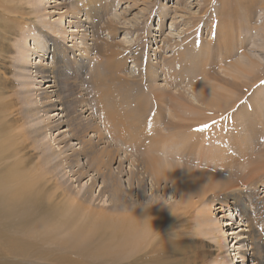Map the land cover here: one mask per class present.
I'll return each instance as SVG.
<instances>
[{
	"label": "rangeland",
	"instance_id": "374dc122",
	"mask_svg": "<svg viewBox=\"0 0 264 264\" xmlns=\"http://www.w3.org/2000/svg\"><path fill=\"white\" fill-rule=\"evenodd\" d=\"M234 1L100 0L91 4L90 9L102 15L98 26L104 30L103 39L114 50H119L120 46L130 50H126L127 57L130 58L127 70L118 76L124 81L128 79L126 82L134 90H131L133 105L126 109H122L120 105L119 113L122 116H125L126 111H130V114L138 113L134 115V123L142 122L149 127L150 132L141 137L139 131L140 138L136 135L138 142L147 147H144L145 153L137 155L144 161L143 167L146 165L149 172L152 170L154 180L153 177L146 179L143 186L135 184L136 188L133 187L131 191L130 176L137 170L132 169L130 153H133V149L130 144L119 139V142L102 141L95 147L99 154L111 151L116 159L112 169L117 172L120 168L123 171L124 175L120 176V181L124 182L123 193L114 200L110 193L103 190L101 180L92 186L96 174L91 170L79 180L73 176V169L69 166L71 160L75 158L80 167L88 170L90 166L87 165V159L79 157L80 145L78 146L77 141L69 143L72 150L65 149L68 160L64 161V156L58 155L61 147L57 146L56 140L65 128V125L62 128L60 126L65 119L59 115L61 111L45 115L39 108L38 95L49 89L35 71L39 66L51 65V57L47 54L50 49L49 41L39 30L53 24L62 28L73 27L77 38L74 35L64 44L72 50L71 57H75L80 54L77 48L83 47L78 40L83 33H77V26L79 21L83 25L85 18L82 14H76L78 9L73 7V0H22L19 5L23 9L30 8L33 4L45 13L41 12L34 23L20 19L21 25H11L16 33L3 44L4 60L3 67L0 68V81H4V86H0L3 88L0 89V98L2 92H6L2 101L12 102L22 131L26 133L29 145L33 144L31 154L29 153L31 160L28 161L30 167L32 162L36 164L35 168L32 167V175L41 177L43 172L49 173L50 167L58 165L50 175L57 187L52 191L44 190L57 204L51 201L40 205L44 216L36 219L39 223L37 228L28 227L18 231L14 227L13 218L0 216V264H256L249 253L244 256L242 251L246 248L240 244L245 219L240 217V212L229 202L224 205L222 201L227 193H255L259 198H264L262 173L251 172L253 167L248 165L249 162L244 164L249 156L255 157V147L261 144V149H264L263 141H260L264 140V0H257V4L251 9L245 7L244 3L237 5ZM113 29H116L115 35ZM91 32L92 30L88 34L91 35ZM227 33L230 35L228 39ZM73 45L77 47L73 48ZM188 52V63L194 64L196 69L187 70L184 75L178 62L179 59L184 61ZM138 53L142 55V62L152 66L149 74L143 71L142 79H136L139 70L132 59ZM249 58L258 65V71L237 75L221 65L222 60L226 59L228 64L235 66L240 62L238 66L244 65L247 68L251 65L247 62ZM83 59L88 66L95 65L98 60L96 55ZM20 64H24L27 70H19L17 66ZM176 75L188 78L184 82L181 80L179 84L177 82L180 79L176 81ZM73 84L76 85L75 88L82 85L78 81ZM151 84L162 93L154 95L148 92L147 87ZM28 90L33 91L32 96L30 94L32 102L29 104L24 101V92ZM88 93L90 97L83 95L80 98L85 102L82 106L91 103L93 95L90 91ZM68 95L74 94L68 90ZM86 98L88 101H85ZM144 99H148L149 103ZM139 100H142V106L138 103ZM190 100L195 104V114H190L186 106ZM204 100L213 105L211 112H206L208 107L203 106L207 104ZM81 115L83 118L86 115L87 118L89 112L83 114L82 110ZM191 119H204V122L207 119H220L226 126L243 123V133L228 134L229 139L224 143L226 151L231 148L234 156L230 158V154L227 158L224 157L215 169L214 165H204V162H201L203 167L198 166V154L195 153L166 154L161 146L170 135L172 137L173 131L169 129ZM132 120L129 123L132 124ZM98 121L102 132L109 137L104 120ZM54 122L51 131L48 128L42 129ZM246 123H256V130L246 132ZM127 125L125 121V128ZM229 130L227 127L224 132ZM91 136L96 135L90 132L89 137ZM226 137L225 135L224 138ZM150 143L151 150L148 149ZM240 148L243 151L247 148L246 154H239ZM42 149L44 153L41 152ZM52 151L56 154L52 155L51 163L47 165L42 156L51 155ZM74 151L77 153L76 157L71 156ZM8 155L7 152L1 153L0 175L15 166L12 164L14 159L7 158ZM234 158H237L236 165H230L236 168L232 171L224 169L222 173L220 170L224 168V164ZM154 161L161 163L158 165ZM243 165H248L249 168H240ZM22 168L23 164H17L15 172H22ZM77 169L76 167L74 170ZM157 173H160L159 177ZM188 173L194 175L196 183L197 180L200 182L198 187L205 189L204 199L191 193L189 185L186 187ZM198 173L207 175L202 180L198 178ZM216 182H220L218 187L210 189ZM252 183H256L253 189L249 187ZM52 196L55 197L52 199ZM75 208H80L81 213L74 215L72 210ZM158 223H161L160 227H167L165 229L168 231L154 241L155 251L149 256L146 253L135 256L134 260L139 258L137 261L130 259V246L121 244L123 239L128 235L130 238V232H145V228L156 227ZM76 235L91 244L89 252L81 250L72 242ZM129 238H126L127 244H130ZM104 246L120 251L118 257L121 260L110 251L100 254L96 250L105 249Z\"/></svg>",
	"mask_w": 264,
	"mask_h": 264
},
{
	"label": "bare ground",
	"instance_id": "6f19581e",
	"mask_svg": "<svg viewBox=\"0 0 264 264\" xmlns=\"http://www.w3.org/2000/svg\"><path fill=\"white\" fill-rule=\"evenodd\" d=\"M97 1L100 0H73V7H75L76 10L78 9V13L76 14H82V16L85 18V23L82 25V22L79 21L77 26V28L79 29H77V33H83H81V38L78 39L83 45L82 48H77V51H79L80 53L79 55L71 57L72 50L69 46H65L64 44L67 39L73 38V36L75 35L76 31L72 30L73 27L66 28L63 26L62 28L60 25L55 26L53 24L54 26L49 25L45 27L46 29L41 28V30H39L43 37H45L46 40L49 41L50 49L49 51H47V54L51 57V65H47V67H37V70L35 72L38 73L39 78H41L47 84V89H49V91L42 92L40 94L38 91H36V94H39L38 97H40L39 108H41V113L48 115V113L50 114L52 112L61 111L59 115L61 114V117L65 119V121L62 122L63 124L60 125L61 128L65 125V128L63 129V132L60 133L59 139L56 140L58 141L57 146L61 147L60 153L58 155H60V157L64 156V161L68 160V157L65 154L67 153V151L72 150L69 143L71 141H77L78 146L80 145V151L78 152L79 157L84 156L87 159V165L90 166V169L88 170L80 167V163L78 162V160H75V158L71 160L69 166L71 169H73L71 171L73 176L77 177V179L79 180L80 178L85 177L91 170L96 174V178H94L92 181V186L96 185L98 180H101L102 185L104 186L103 190L110 193L111 198L117 200L122 196L123 193L122 190L124 188V182L120 181V176L124 175L123 171L120 168L117 169V172L112 169L113 162L116 159H114L111 151H109L108 153L99 154L95 147H97V144L99 142L108 140L116 142L119 139L120 141L122 140L125 144H130L129 146H131V148L133 149V153H130V156H132V169L138 171H136L135 173L132 172L133 174L131 173L129 184L131 191L133 187H135V184H137V186H143L146 182V179L153 177V174L151 173L152 170L151 172H149L148 166L146 167L145 165L143 167L144 161L140 158L139 155H137V153L140 154V152L145 153L144 147L146 146L143 143L138 142V137L140 138V134L141 137L143 135L146 136V134L149 132V127L144 126L142 122L134 123V115H137L138 113L130 114V111L127 113L126 110L125 116H122L119 113L118 109L120 105H122V109H126L127 107H130V105H133V98L131 94L132 89L129 83L126 82V80L128 79H125L124 81L123 78L118 76L120 74H123L124 70H127V61H129L130 59L127 57V51L130 50H128L125 46H120L119 50H114L109 45V43L106 42V39H103L102 36L104 30L100 26H98V24H100V22L102 21V15L99 12L96 13V10L93 11L90 9L92 7L91 4H95ZM21 2L22 0H0V68L3 67L4 60L3 44L5 41L10 40V37L14 35V33H16V31L14 32V28L11 27V25L14 23H16L17 25H21L19 21L20 19L33 21L34 23V19L37 18L38 15L41 14V12H44V10L36 8L33 4L32 7H25V9H23L19 5ZM257 2V0H240L237 2L236 0L234 1V3L237 5L238 3L239 5H243L244 3L246 5L245 7L250 9L253 8L254 4H257ZM69 23L73 24L74 22ZM91 30L92 34L89 35L88 33ZM112 31L115 35L116 29H113ZM227 35L228 36L226 38L228 39L230 35L229 33H227ZM74 37H76V35ZM242 40L246 42L245 39ZM90 42L92 43L90 44ZM76 47L77 46L73 45V48ZM188 54L189 52L186 54L187 58L184 59V61L179 59L178 62L180 65L179 69L180 71L182 70L184 75L187 70L196 69V66H193L194 64L188 63V57H190L188 56ZM90 55H96L98 59L93 66H88L86 61H84L83 59L84 57ZM78 57L80 58L78 59ZM132 59L133 62L138 66L139 70L136 79L140 77V79L143 78L144 70L145 74L150 73L152 66H150V64L142 62L143 58L140 53L136 54L134 57H132ZM176 59L177 57H175V60ZM228 62L226 61V59L222 60L221 65H223V67L229 72L237 75H242L241 73H254L259 69L258 65H255L251 58L247 59V62L251 64L247 68L243 67L244 65L238 66L240 62L235 66L231 65L230 63L228 64ZM226 64L229 65V67H226ZM17 67L22 71L27 70L24 64H20ZM106 73H108V76L106 75ZM176 76V81L180 79L179 82H177L179 84L181 83V80H183L184 82L188 78V76L187 78L182 75ZM0 79H2L1 75ZM73 79L74 82L78 81L82 84L80 88L78 86L77 88H75L76 85L73 84ZM70 84L74 86L71 87ZM0 86H4V81H0ZM0 89L3 90V88ZM68 90H71L74 95L69 96ZM147 90L154 95L157 93H162L160 89H154L152 84L150 87H147ZM89 91L93 95V98L91 97V103L88 104V106H82V104L85 102L80 98H82L83 95H87L90 97V94L88 93ZM5 93L6 92H2L0 98V133H2V143H0V160L1 153L7 152L9 153V155L6 157L14 159L15 163L13 160L12 164L15 166L9 168L8 170L6 169L5 172L0 175V216L3 215L13 218L15 220V229L20 231L22 229H27L28 227L37 228L39 226V223L38 221H36V219L44 216V211L41 209L40 205H44L47 203L49 204L51 201L55 202L54 200H51L50 195L44 190L51 189L52 191L57 187L50 175L52 174V169H55V167H57L58 165H55V167L53 168L50 167L49 173L45 174V172H43L41 177H37L36 174L32 175V167H34L36 164H33L32 162V166L30 167L28 161L31 160L29 153L31 154L30 148L32 149L33 144L31 143L29 145L28 137L26 136V133L22 131L20 119L19 117H17V114H15L12 102H8L7 100L2 101V97L5 95ZM31 93H33V91L31 90L24 92V94H26L24 101L27 104L32 102ZM207 100H204V102L207 104H204L203 106L208 107V109H206V112L208 113L211 112L210 108L213 105L209 104ZM85 101H88V99L86 98ZM140 101L142 100L138 101L139 104L141 103ZM189 104L186 105L188 106L187 108H189V113L195 114L197 111H195L196 108H193L195 106L194 102L190 100ZM82 110L83 114L89 112L87 118L86 115L84 116L85 119L81 115ZM97 119L104 120L106 131H108L107 133H109V137H107L106 134L102 132V129L98 123L99 121ZM130 119H133L132 124L129 123ZM203 120L204 119H191L189 122L173 125L172 128L169 129L173 131L172 137L170 135V137L166 139V141L161 146L162 150L164 152L166 151V154L170 152H172L173 154H178L179 152H183L188 155L194 153L198 154V166L203 167L206 164H212L216 169L220 161L223 160L224 157L227 158V155L231 154V148H228V150L226 151V145L224 144L225 141L229 139L228 134L238 135L239 133H243V123L242 125L235 124L226 126L225 122L220 119L219 121L207 119L205 122ZM125 121L128 124L127 128H125ZM56 123L58 124L59 122ZM54 124L55 122L49 123L42 129L48 128L49 131H51L54 127ZM262 125L264 126V123H262ZM244 126L246 128V132L256 130V123H246ZM227 127L230 130L224 132ZM139 131L140 134H138ZM90 132L91 134L93 133L96 136L89 137ZM225 135L227 136L226 138H224ZM260 141H263L262 145H264V140L261 139ZM151 147L152 145L150 143L148 145V149L151 150ZM247 148L244 149L245 151L241 150L240 148L238 153L246 154ZM65 149H67V151ZM43 150L44 149H42L41 151L42 153H44ZM252 150H254L253 147ZM52 152L53 153H51V155L44 154L42 156L43 161L47 165L51 163L50 159H52V155L56 154L54 151ZM255 153V157L249 156L248 159H245L244 164L249 162L248 165L253 167V169H250L251 172L262 173V180H260L264 183V149H261V144L255 147ZM71 156L76 157V151H74ZM233 156L234 154L232 153L229 157L232 158ZM228 161L229 163L224 164V168L220 170L222 171V173L224 169H226L227 171H232L234 170L233 168H236L233 166L236 165L235 162L237 161V158ZM201 162H204V165ZM19 163L23 164L22 172H15L16 165ZM154 163H158L159 165V163L161 162L154 161ZM231 163L233 164V166L230 165ZM248 165H246L247 167L245 165L240 166V168L245 169L246 167L248 169ZM76 167L78 169L74 170ZM120 167H122L121 164ZM210 167L213 168V166ZM207 172L210 171L207 170ZM217 172H219V170ZM192 173H188L186 176V178L188 177L186 187H188L189 185L191 193L194 192L197 196L204 199L206 193L205 189L198 187V184H200V182L197 180L196 183V181L193 180L194 175ZM206 175L207 174H197L198 178H201L202 180L204 177H206ZM157 176L159 177L160 173H157ZM218 183L220 182H216L215 184H213L210 189L215 190L218 187ZM249 187H252V189L253 187L255 188L256 183L249 184ZM90 189H92V187ZM88 192L90 191L88 190ZM53 197L55 196H52V199ZM222 202L224 205H226V202H229L231 206H234L236 210L240 212V217L242 219H245V229L242 230L243 233L240 235L242 236L240 244H243V247L246 248L244 251H242L244 256L249 253V256H251L254 263L264 264V198H259L255 193H247L246 195L242 193L237 195H235L234 193H227ZM55 203L57 204V202ZM72 211H74V215H78V213H81L80 208H75V210ZM159 224L161 223H158L156 227L153 228H145V232H143L142 230H139L140 232H130V238L129 235L127 236L130 240V244H127L128 241L126 242L127 237L123 239L121 244H124L128 247L130 246V259L134 260L135 256L137 257L138 255L144 253L147 254L146 256H149V254L155 251V249L153 248L154 241L158 240V238H161L162 235L166 234V232L168 231V229H165L167 227H160ZM72 242L81 250H84L86 252L90 251L91 244L89 242H84L79 235H76L73 238ZM104 248L106 250H96H99L100 254L112 252L117 257L120 254V251L118 250H114L105 246ZM118 258L121 260V257ZM137 259L139 258H136L134 261H137Z\"/></svg>",
	"mask_w": 264,
	"mask_h": 264
}]
</instances>
